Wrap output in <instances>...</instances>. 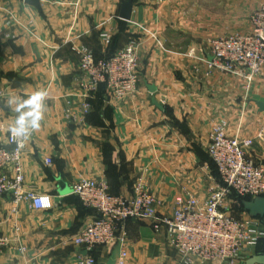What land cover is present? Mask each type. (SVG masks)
I'll return each instance as SVG.
<instances>
[{
  "label": "crops",
  "instance_id": "crops-1",
  "mask_svg": "<svg viewBox=\"0 0 264 264\" xmlns=\"http://www.w3.org/2000/svg\"><path fill=\"white\" fill-rule=\"evenodd\" d=\"M121 1L41 0L38 10L24 0H0V116L10 127L9 98L48 92L44 120L22 163L25 187L52 201L40 209L24 201L14 213L11 195L0 196V233L9 238L0 264H78L84 251L74 236L96 213L72 192L62 193L61 182L71 189L81 178L104 180L131 199L143 178L159 214H170L185 192L208 197L215 175L208 146L217 122L226 119L230 133L244 125L264 129V113L245 105L240 80L197 59L209 54L211 38L237 27L223 24L222 0H134L130 20L119 16ZM239 21L250 27L247 13ZM132 39L138 41L136 91L116 98L101 87L85 111L76 48L103 58ZM253 146L252 160L264 163V138ZM126 229L125 264H184L167 230L155 231L152 220L130 219ZM119 252L114 243L94 256L97 264H118Z\"/></svg>",
  "mask_w": 264,
  "mask_h": 264
},
{
  "label": "built area",
  "instance_id": "built-area-1",
  "mask_svg": "<svg viewBox=\"0 0 264 264\" xmlns=\"http://www.w3.org/2000/svg\"><path fill=\"white\" fill-rule=\"evenodd\" d=\"M249 22V31L211 38L209 54L197 58L207 62L209 68L245 82L247 88L264 70V1L251 12ZM76 51L80 56V89L86 98L85 111L101 85L116 98L136 91L140 80L136 39L108 57L98 58L88 47H77ZM2 97L0 91V104ZM9 128L0 116V137H6V143L0 144V196L11 195L14 213L24 201L37 209L49 208L39 200L50 196L25 187L22 156L29 141L17 151ZM261 138H264L263 128L255 135H246L241 128L230 133L226 119L217 122L211 132L208 154L216 164L218 175L212 177L208 197L200 199L185 192L176 198L170 214H159L158 199L143 178L134 184L131 199L111 192L104 180L79 179L72 185V193L96 214L74 236V243L85 252L79 255L78 264H97L93 253L114 243L120 247L117 263L125 264L129 255L125 246L126 223L130 219L152 220L155 231L164 227L169 244L178 251L184 264H244L256 254L259 241L264 238V223L250 215L235 217L229 204H236L239 198L264 196V163L254 162L249 152L254 141ZM50 203L52 206L51 199ZM8 243L9 238L0 233V252ZM19 249L22 254L26 252L23 245Z\"/></svg>",
  "mask_w": 264,
  "mask_h": 264
},
{
  "label": "clouds",
  "instance_id": "clouds-1",
  "mask_svg": "<svg viewBox=\"0 0 264 264\" xmlns=\"http://www.w3.org/2000/svg\"><path fill=\"white\" fill-rule=\"evenodd\" d=\"M48 92L43 89L32 92L27 98L15 96L9 98L5 108H10L14 113V121L9 128L10 139L16 144V150L23 148L34 132L39 131L47 110L46 101ZM39 203L50 207V199L41 197Z\"/></svg>",
  "mask_w": 264,
  "mask_h": 264
},
{
  "label": "rangeland",
  "instance_id": "rangeland-1",
  "mask_svg": "<svg viewBox=\"0 0 264 264\" xmlns=\"http://www.w3.org/2000/svg\"><path fill=\"white\" fill-rule=\"evenodd\" d=\"M263 1L264 0H222L223 24L237 23V27L234 30H232V32L230 33H235V32L241 33V32L249 31L251 29V26L246 29H243L244 26L243 27L239 26L241 24L239 20L241 16L245 15V13H247L249 18L251 12L255 11ZM239 82H241L242 95L247 99V104L248 105L250 104V107L256 109L258 106L255 100H259L260 95L262 96L264 95V70L262 72V75H260L257 79H255L249 88H247L245 82L241 80ZM241 130L246 135H254L253 133H256L255 127H253L252 125H244L243 127H241ZM260 140H263V138H261ZM229 208H230V213L235 217L243 218L249 215L243 209L236 207L235 204H229Z\"/></svg>",
  "mask_w": 264,
  "mask_h": 264
},
{
  "label": "water",
  "instance_id": "water-1",
  "mask_svg": "<svg viewBox=\"0 0 264 264\" xmlns=\"http://www.w3.org/2000/svg\"><path fill=\"white\" fill-rule=\"evenodd\" d=\"M26 3L29 5H32L36 7L38 10H41V0H24ZM133 1L134 0H122L121 1V10L119 13V16L122 19L125 20H130L132 17V12H133ZM150 91L154 92L155 87L151 86ZM154 103L160 107L161 105L153 99ZM257 106H258V111L264 113V101L262 100H255ZM60 191L62 193H69L72 192V189H70L66 183L61 182ZM242 208L244 211H246L250 216L252 217H260L264 223V196L261 197H256L250 200H242ZM85 253V252H84ZM244 264H264V249L262 252L256 253L251 255L245 262Z\"/></svg>",
  "mask_w": 264,
  "mask_h": 264
},
{
  "label": "trees",
  "instance_id": "trees-1",
  "mask_svg": "<svg viewBox=\"0 0 264 264\" xmlns=\"http://www.w3.org/2000/svg\"><path fill=\"white\" fill-rule=\"evenodd\" d=\"M114 54V53H113ZM112 54V55H113ZM111 56V55H110ZM101 87H105L104 85H101L100 87H99V89L101 88ZM106 88V87H105ZM98 89V90H99ZM209 158H210V156H209ZM210 161H211V163H212V165H213V168H214V174L217 176L218 175V171H217V167H216V164L214 163V161L210 158ZM111 190V189H110ZM112 192V191H111ZM247 199H249V198H247ZM242 200H243V198H239L238 199V202L235 204V206L236 207H239V208H241V209H243L242 208ZM261 241H262V239L259 241V244H258V247H257V251H256V253H259V252H262L263 251V249H264V246L262 245V243H261ZM95 253V252H94ZM93 253V254H94ZM95 255V254H94ZM96 258V257H95ZM97 261V260H96Z\"/></svg>",
  "mask_w": 264,
  "mask_h": 264
}]
</instances>
